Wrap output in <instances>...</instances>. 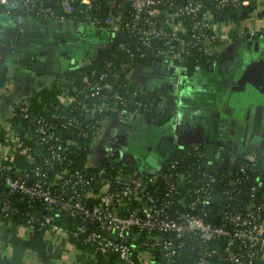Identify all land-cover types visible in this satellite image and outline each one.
I'll return each mask as SVG.
<instances>
[{
  "label": "built area",
  "instance_id": "obj_1",
  "mask_svg": "<svg viewBox=\"0 0 264 264\" xmlns=\"http://www.w3.org/2000/svg\"><path fill=\"white\" fill-rule=\"evenodd\" d=\"M100 3L106 4V11ZM247 4L249 0H0V6L19 15L86 23L112 35L108 45L113 43V48L100 68L83 71L78 82L73 75L65 76L69 83L60 94V104L80 110L58 118L81 135L100 131L99 114L119 106L126 111L151 109L155 98L163 99L160 92L133 84L130 71L137 60L182 68L219 54L232 38L230 28L236 31L235 39L264 36V27H254L246 18L222 27L218 15ZM35 124L36 141L48 152L29 170L19 168V173L0 156V185L8 194L21 193L42 202L50 212L42 224L54 213L80 220L66 228L68 235L90 243L96 253H116V264H176L188 249L197 254L191 264H212L217 257L223 264H264L260 145L238 162L214 171L206 147L192 140L178 144L153 172L118 166L102 176L104 169L89 173L56 166L64 159L57 149L59 136L46 117L38 116ZM97 175L106 176L98 190L92 183ZM95 197L99 199L93 201ZM8 201L0 197V210L6 215L17 211ZM29 214L33 221L38 219Z\"/></svg>",
  "mask_w": 264,
  "mask_h": 264
},
{
  "label": "flooded vegetation",
  "instance_id": "obj_2",
  "mask_svg": "<svg viewBox=\"0 0 264 264\" xmlns=\"http://www.w3.org/2000/svg\"><path fill=\"white\" fill-rule=\"evenodd\" d=\"M33 19L35 22H39L40 18ZM67 27L69 29L66 31L28 28L32 35L37 32L43 33L45 35L43 38L47 41L41 55L46 63L43 61L44 65L36 68V71L41 69L42 73H61L60 68L55 70L52 61L49 60L51 51L54 62L58 61L57 57L65 58L69 61L68 68H78L97 59L108 45L107 34L97 31L87 24L69 21ZM72 32H78L83 37L89 36V32H92L94 36L89 42L87 41L84 48L79 49L78 53H73L70 49V46L73 45H67L73 41L71 39ZM261 37L263 36L256 35L249 40L235 39L226 46L224 51L222 50L205 63L200 62L194 66L189 64L191 66L188 70L185 66L174 68V70L166 67L164 71H161V76L164 79L163 85H156L153 88L155 90L150 91L160 92L163 95L159 106H153L151 109L128 110L127 112L133 118L130 119V122L123 120L121 123L124 125H116L117 127L107 133L99 153H96L99 163L117 166L125 164L122 156L127 152L133 154L135 158L131 164L134 166L143 164L145 170L150 167L147 160L150 156H153L159 163L169 158L175 150L167 155L168 152L162 146L163 143H166V140H171L177 146L178 137L183 135L186 130L192 129L196 133L198 132V137L195 139L206 147L212 138V122L216 125V142L210 158L207 157L211 167H225L238 162L249 152L252 134L249 127L246 126V117L248 113L254 114L253 105L241 99V95L245 93L264 94V42L261 41ZM37 38L39 39V37ZM32 58L28 60L29 65H31ZM211 65H219L220 70H227L229 67L234 69L236 75L230 87H223L215 92L209 90V93H205L210 88L204 82L199 83L195 74L205 76ZM215 70L218 71L217 68ZM189 71L190 73H188ZM183 85L185 91L181 90ZM187 86L190 88L187 89ZM167 122H171V126L168 128L165 127ZM240 122L243 125H240ZM263 130L264 125L261 132ZM117 132H122L123 136L121 142L118 143ZM134 136L137 137L136 139L140 138L139 146L132 143L131 138ZM136 139L134 138V140ZM257 145H260L261 150H264V136L259 137L253 148ZM117 147L119 149H116Z\"/></svg>",
  "mask_w": 264,
  "mask_h": 264
},
{
  "label": "crops",
  "instance_id": "obj_3",
  "mask_svg": "<svg viewBox=\"0 0 264 264\" xmlns=\"http://www.w3.org/2000/svg\"><path fill=\"white\" fill-rule=\"evenodd\" d=\"M255 4L251 15L246 19L254 27H264V0H255ZM9 21L8 16H0V48H2L0 51V156L12 164L19 165L30 161L32 157L26 149L27 130L11 126L16 104L28 101L41 87L56 83L65 88L69 82L64 74L66 70L61 68L59 74L57 72L42 73L41 69L36 71V68L30 67L28 60L32 57H34L32 59L40 58L47 41L45 38L38 39L32 35L29 27H24L19 39L21 26L12 25ZM230 22L231 19L224 17L221 25L227 29ZM229 30L232 38L228 44L236 37L235 29L230 28ZM261 41L264 42V36L261 37ZM226 46L222 48L223 51ZM78 52L79 49H76L75 53ZM56 60L61 59L57 57ZM42 65L44 64H39V66ZM194 65L193 63L192 66ZM189 66L191 65L185 66L186 70ZM218 67L220 66H209L205 76L195 74L199 83L204 82L210 88L205 93H209V90L215 92L223 87L231 86L236 75L234 69L229 67L227 70H220ZM165 68L159 62L149 61L146 64L136 65L130 71V76L134 85H142L147 91H151L156 85H163L164 79L161 71ZM216 68L218 71L215 70ZM131 118L133 116L129 112L118 109L111 118L103 121L93 145L94 149L89 156L90 163H99L96 153H99L107 133L118 125H124L121 123L123 120L130 122ZM170 126L171 122L165 124L166 128ZM197 133L192 129L184 131L183 135L178 137L177 144L196 140ZM223 168L218 166L212 169L218 171ZM0 264H101V262L90 248H80L72 241L62 225L53 224L38 235L33 233L27 224L15 223L9 215L0 212Z\"/></svg>",
  "mask_w": 264,
  "mask_h": 264
},
{
  "label": "trees",
  "instance_id": "obj_4",
  "mask_svg": "<svg viewBox=\"0 0 264 264\" xmlns=\"http://www.w3.org/2000/svg\"><path fill=\"white\" fill-rule=\"evenodd\" d=\"M99 5H101L102 11H106L107 6L105 3L104 4L100 3ZM255 5H256L255 0H249V4L243 6L242 8L225 10L224 14L222 16L218 15V17L221 19H224V17H228L231 20L244 19L249 17V15H251L252 10L255 8ZM7 10H9L10 14H5ZM242 11H244V13H241ZM0 14L6 15L9 18H12L15 15H19L18 12H14L13 8H7L2 5L0 6ZM29 17L38 18L35 16H29ZM87 25L90 26V24ZM93 28L97 31H101L99 29H96L95 27ZM101 32L106 33L104 30H102ZM107 36L110 41V37L112 35L107 34ZM112 45L113 43H110L108 47H105L102 54L94 61L90 63H86L78 68H73L72 70L68 69L64 72V74L71 76L73 75L74 80L78 82L79 80H81L83 71L90 70L92 67H97V68L101 67L103 62L102 60L106 56L110 55V51L113 48ZM213 57L202 58L200 62L205 63L207 60ZM149 61L150 60L147 59L137 60L135 64L136 65L146 64ZM135 86L138 85L135 84ZM63 87H61L60 84H56V83L41 87L40 89L34 92L32 97L28 101L23 102L21 104H16L15 112L11 118V126L13 128H24L27 130L28 133L27 151L29 155H31L32 159L23 164L22 163L19 165L13 164L15 173H19V168L21 169L25 168L29 170L32 166L35 165V161H37L42 155L48 152L47 146L45 144L42 143L38 144L36 141L37 137L39 136V130L35 124V120L38 116L42 115L46 117L47 120L50 121L51 131H54L59 136L57 140V149L59 153L63 155L64 159L60 163H57L56 166L62 168L67 167L70 168L71 170L82 169V170H86L89 173H95L98 172V170L100 169H104L105 173H103L102 176L104 174L108 176V174H110L115 170L114 167H118L117 165L114 164L108 165L103 163L92 164L89 161V156L94 149L93 145L96 141L97 136L99 135V134L97 135L98 132L96 133L93 132V130H90L87 135H81L77 132V130L74 127L63 126L62 121L58 118L59 117L58 115H60L63 112H67L68 114H73L77 112V110H80V108H75V107L65 108L64 106H62V104H60V94L64 89ZM141 96L143 97L146 96V93L142 94ZM161 99L162 98L159 97L155 98L153 101L154 106H159ZM118 109L125 110L124 108H122V106H119ZM115 111L116 110H111L105 114H99L97 118L101 119L103 123L105 119L109 117L111 118V116L115 114ZM119 166H123L126 171L135 170L136 168V166L128 163L121 164ZM97 176L92 182L96 190H98L100 184L103 182L104 177H106L104 176L102 178V176H98V177ZM1 192H6L7 194L9 193L8 190L2 185H0V197L1 200H6L7 197L5 195H2ZM10 195L13 198L12 199L8 198L9 199L8 202L12 206H15L17 208V211L8 214L11 220L15 223L27 224L28 226L34 224L31 230L33 233H36L38 235H41L46 228H48L53 224L62 225L67 229H71L76 224L81 222L78 219L69 217L67 214L54 213L52 214L51 220L49 222H45L42 224V221L45 219L44 217L50 213L49 211L45 210V207L42 202L37 200H31L21 193H11ZM98 199L99 197H95L93 201ZM29 213L36 216L38 219L36 221H33ZM69 237L80 248H90L92 251H94L93 246L90 243L86 242L85 240H82V238L75 237L71 234L69 235ZM137 241H139V239H137ZM138 248L139 246L137 245L134 251L137 252L139 250ZM96 255L98 260L101 262V264H116L118 261L116 253L110 254L111 256H106L104 254L97 252ZM196 258H197V254L194 252V250L188 249L182 253L180 258L178 257L175 263L191 264ZM222 261L223 260L221 258L217 257L216 259L212 260V264H223ZM173 262L171 263L168 262L166 264H172ZM135 264H140V263L136 262Z\"/></svg>",
  "mask_w": 264,
  "mask_h": 264
},
{
  "label": "water",
  "instance_id": "obj_5",
  "mask_svg": "<svg viewBox=\"0 0 264 264\" xmlns=\"http://www.w3.org/2000/svg\"><path fill=\"white\" fill-rule=\"evenodd\" d=\"M241 13H244V11H242ZM1 16V14H0ZM12 25H16L19 24L21 27L19 28V34H18V38H21V35L23 33V29L24 27H39V28H44V29H49L50 31H66L67 29H69V27H67V25H69V21H59V20H52L49 18H40L39 22H35L33 18L27 16V15H15L12 18H10L9 21ZM52 51L49 53V60L52 61L51 63L54 65L55 70H57L58 68H61L63 70H67L68 69V65H69V61L65 58L61 59L59 62L53 60L52 57ZM43 61H45L41 56L38 59H32L31 68H38L39 64H44ZM46 63V61H45ZM241 99H243L244 101H246V103H250L252 104L254 107V114L250 115L248 113L246 119V126L249 127L251 134H252V138L250 139V144H249V152L253 150V147L255 145L256 142H258L259 137L264 136V130L261 132L262 126L264 125V94H243L241 95ZM252 116V117H251ZM240 125H243L242 122H240ZM215 123L212 122L211 124V133H212V138L209 141V143L206 146V155L207 157L210 158L211 156V152L214 148V143L216 142L215 139ZM246 128V127H245ZM244 129V127H243ZM254 134V137H253ZM257 140V141H256ZM166 143H163V147L164 149L167 150L168 154L170 155V153L172 151H174L176 149V144H174L173 141L171 140H166ZM165 144V145H164ZM122 160L124 163H129L131 164L132 162L135 161V158L133 156V154L131 153H127L125 152L122 156ZM147 160L149 161V166H150V171H155L156 168H158L160 166V163L155 161L154 157L150 156L149 158H147ZM209 167H211V163L209 164ZM2 195H5L7 198L12 199L13 197L10 194H7L6 192H1ZM214 199H217V195L214 196ZM211 211L215 210V207H211L210 208ZM105 232V231H104ZM108 235L112 236V237H116L114 233L112 232H106Z\"/></svg>",
  "mask_w": 264,
  "mask_h": 264
},
{
  "label": "rangeland",
  "instance_id": "obj_6",
  "mask_svg": "<svg viewBox=\"0 0 264 264\" xmlns=\"http://www.w3.org/2000/svg\"><path fill=\"white\" fill-rule=\"evenodd\" d=\"M37 28H39V27H37ZM39 29L44 30V28H39ZM33 35H35L36 37H39L41 39H44L43 37H45V35H43V33H39V32L34 33ZM92 36H94V34H92V32H89V36L87 35V36H84V37L80 33H78V32H72L71 33V39L73 41L71 43L67 44V45L72 44L73 46H70V49H71V51L73 53H75L76 49L84 48V45L87 43V41L88 42L90 41V39H91ZM1 49L2 48H0V51H1ZM183 87H184V85L181 87V89H182V91H185L186 89L183 88ZM137 114H139V113L137 112ZM127 135H126V137H127ZM116 138L118 139L117 143L118 142H121V140L123 139L122 132H117ZM134 138L136 139L137 137L134 136ZM134 138H131L132 143H134V145L137 144L139 146L141 144V141H138L140 138H138L136 140H134ZM128 140H129V138H128ZM116 149H119V148L117 147ZM136 168L139 169V170H144L143 164L137 165Z\"/></svg>",
  "mask_w": 264,
  "mask_h": 264
}]
</instances>
